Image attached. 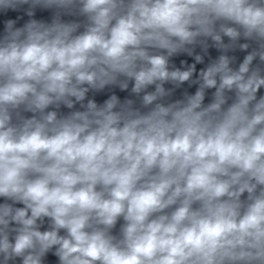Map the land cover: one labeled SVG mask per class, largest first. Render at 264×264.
<instances>
[{
	"label": "clouds",
	"instance_id": "1",
	"mask_svg": "<svg viewBox=\"0 0 264 264\" xmlns=\"http://www.w3.org/2000/svg\"><path fill=\"white\" fill-rule=\"evenodd\" d=\"M0 264H264V0H0Z\"/></svg>",
	"mask_w": 264,
	"mask_h": 264
}]
</instances>
